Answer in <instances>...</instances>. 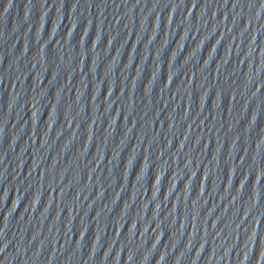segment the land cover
<instances>
[{
  "label": "water",
  "instance_id": "water-1",
  "mask_svg": "<svg viewBox=\"0 0 264 264\" xmlns=\"http://www.w3.org/2000/svg\"><path fill=\"white\" fill-rule=\"evenodd\" d=\"M0 264H264V0H0Z\"/></svg>",
  "mask_w": 264,
  "mask_h": 264
}]
</instances>
